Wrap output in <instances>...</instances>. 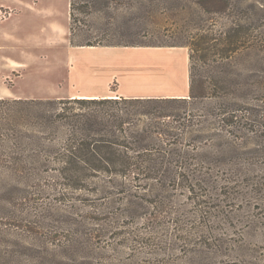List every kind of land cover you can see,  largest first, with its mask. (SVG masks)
<instances>
[{"label":"rangeland","instance_id":"374dc122","mask_svg":"<svg viewBox=\"0 0 264 264\" xmlns=\"http://www.w3.org/2000/svg\"><path fill=\"white\" fill-rule=\"evenodd\" d=\"M71 33L124 45L73 46ZM159 42L178 45H146ZM182 43L200 57L202 98L189 96L191 49ZM5 58L0 83L23 99L108 91L189 99L165 103L175 108L160 117L116 105L132 116L115 124L127 138L117 148L151 154L145 172L72 185L38 169L28 192L35 248L8 264H264V0H0ZM156 130L148 152L131 134Z\"/></svg>","mask_w":264,"mask_h":264},{"label":"trees","instance_id":"16d2710c","mask_svg":"<svg viewBox=\"0 0 264 264\" xmlns=\"http://www.w3.org/2000/svg\"><path fill=\"white\" fill-rule=\"evenodd\" d=\"M70 28L73 31L72 24ZM71 35L73 46L124 45L92 41L81 43L74 41L73 33ZM146 45L178 44L159 42ZM183 45L190 46L188 43L180 44ZM190 49L189 96L192 99L202 98L205 89L203 80L198 78L197 61L200 57L195 48L190 46ZM183 102H189V99L184 96L120 95L119 98L46 100L0 98V264H8L18 259L22 252L35 248V239L39 234L38 221L34 219L37 207L28 192L37 182L38 169L57 170L72 185H79L85 178H92L101 172L125 177L145 172L144 155L151 157V154L132 156L121 153L117 148L127 146V138L124 136L125 139H122L117 135L115 124L122 126L130 122L132 116H121L114 111L116 105L123 103L124 108L136 107L137 112L144 115L160 117L171 116L168 112L163 113L162 109L175 108L165 103ZM28 127L34 129L29 131ZM160 133V130L149 134L131 132L134 136L142 137L145 141L143 151L147 152L155 147L154 136L160 138ZM47 143L53 144L52 149H45Z\"/></svg>","mask_w":264,"mask_h":264},{"label":"crops","instance_id":"0c3cea01","mask_svg":"<svg viewBox=\"0 0 264 264\" xmlns=\"http://www.w3.org/2000/svg\"><path fill=\"white\" fill-rule=\"evenodd\" d=\"M14 64H21L22 62H17L15 60L12 61ZM7 66H8V63H7V59H3V60H0V75L1 76H4V77H7ZM13 67H18V66H15V65H12ZM111 93H113V91H108V92H83V93H76V94H60V93H57L55 96L53 97H74V96H79V97H107V96H110ZM186 92L182 93V92H168V93H165V94H155V95H152V94H148V95H126V96H177V97H180V96H184ZM11 95H15L16 97L20 98L21 96H18L16 93L10 91L9 92V88L6 84H3V83H0V97H3V96H11Z\"/></svg>","mask_w":264,"mask_h":264}]
</instances>
